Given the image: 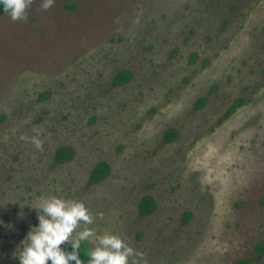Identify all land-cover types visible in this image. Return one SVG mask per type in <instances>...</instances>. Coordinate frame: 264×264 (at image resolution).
<instances>
[{"label":"rangeland","instance_id":"rangeland-1","mask_svg":"<svg viewBox=\"0 0 264 264\" xmlns=\"http://www.w3.org/2000/svg\"><path fill=\"white\" fill-rule=\"evenodd\" d=\"M41 2L0 10V264H20L53 195L138 264H264V0Z\"/></svg>","mask_w":264,"mask_h":264},{"label":"clouds","instance_id":"clouds-1","mask_svg":"<svg viewBox=\"0 0 264 264\" xmlns=\"http://www.w3.org/2000/svg\"><path fill=\"white\" fill-rule=\"evenodd\" d=\"M33 2L0 0V5L10 19L17 22L27 19V10ZM53 3L54 0H42L40 7L47 10ZM38 135L37 132L31 142L41 150ZM32 208L37 210L38 225L30 229L22 242L24 246L17 249L20 264H48L49 261L51 264H85L81 259L82 242L93 245L86 252L87 264H138L136 257L143 255L117 234L97 235L90 227L94 216L83 201L53 195L39 198ZM98 215L102 217L103 213ZM64 244H70L72 251L63 250Z\"/></svg>","mask_w":264,"mask_h":264},{"label":"trees","instance_id":"trees-1","mask_svg":"<svg viewBox=\"0 0 264 264\" xmlns=\"http://www.w3.org/2000/svg\"><path fill=\"white\" fill-rule=\"evenodd\" d=\"M0 10H3V6L2 5H0ZM125 70L128 71V75L123 78L122 72H121L123 70H121L120 71L121 73L119 72L114 78V83L115 84H122V83L126 82L129 79L131 71L128 70V69H124V71ZM200 98H198V99H200ZM198 99L195 102L196 108H200V107H202L205 104V102H203V101L199 102ZM240 102H241V100H240ZM231 111H232V108H230L228 113L231 112ZM4 117H5V115L3 114L1 116V118H4ZM177 132H178V130L173 129V128L167 129L165 131V133H164V136H163L164 141L170 142V141L175 140L177 138V134H178ZM66 147L67 146H64L62 148L60 147V148L57 149L56 155H55V163H64V162H67L68 160L71 159L70 158V154L69 155L66 154V155H68V156H66L65 153H64V152H66V153L68 152L69 153V151H71V148L67 147V150H69V149L70 150L69 151H64V149ZM71 153H73V152L71 151ZM109 170H110V168H109L108 165L103 167V163H101V162L97 163L94 166V168L92 169L91 173H90L89 182L90 183H95V182H98V181L102 180L103 178H105L108 175ZM154 208H155V201L150 195H144L143 197H141V199L139 201V213H140V215H148V214H150V213H152L154 211ZM188 213L191 216V213L190 212H188ZM186 219L189 220V218H186ZM187 220H184V221H187ZM90 248H91V246L89 245L88 242H82V244H81V259L85 261V264H87V260H88L86 252ZM62 249L65 250V251H72V248H71L70 244H64ZM256 249H257V252L264 253V244L258 245L256 247ZM48 264H51V262L49 261ZM72 264H75V262H72ZM235 264H247V261L246 260H238V261L235 262Z\"/></svg>","mask_w":264,"mask_h":264}]
</instances>
